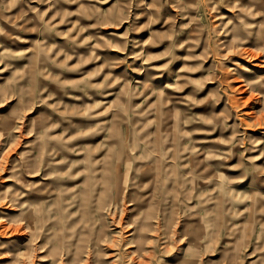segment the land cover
<instances>
[{"label":"rangeland","instance_id":"1","mask_svg":"<svg viewBox=\"0 0 264 264\" xmlns=\"http://www.w3.org/2000/svg\"><path fill=\"white\" fill-rule=\"evenodd\" d=\"M0 264H264V0H0Z\"/></svg>","mask_w":264,"mask_h":264},{"label":"crops","instance_id":"2","mask_svg":"<svg viewBox=\"0 0 264 264\" xmlns=\"http://www.w3.org/2000/svg\"><path fill=\"white\" fill-rule=\"evenodd\" d=\"M238 88V87H237Z\"/></svg>","mask_w":264,"mask_h":264}]
</instances>
